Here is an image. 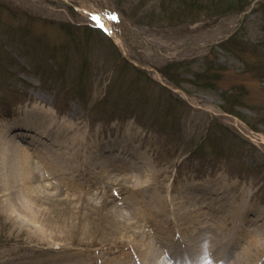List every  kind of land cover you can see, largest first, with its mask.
Masks as SVG:
<instances>
[{"label": "rangeland", "instance_id": "374dc122", "mask_svg": "<svg viewBox=\"0 0 264 264\" xmlns=\"http://www.w3.org/2000/svg\"><path fill=\"white\" fill-rule=\"evenodd\" d=\"M146 3L0 0V135L20 119L32 137L6 136L66 172L36 163L34 209L0 208V264H163L162 240L264 264V0L178 20Z\"/></svg>", "mask_w": 264, "mask_h": 264}, {"label": "bare ground", "instance_id": "6f19581e", "mask_svg": "<svg viewBox=\"0 0 264 264\" xmlns=\"http://www.w3.org/2000/svg\"><path fill=\"white\" fill-rule=\"evenodd\" d=\"M19 120L11 123L7 127H3L0 135V203L3 204V206L0 205V208L2 210L8 211L13 215H18L20 213L24 214L34 209L35 207L30 203L32 201L38 200L39 197L38 189L31 185L32 181L37 177L33 169L36 163L42 169H44L46 173L48 172V177L65 175L66 173L64 171L65 164L60 157L61 152H58V148H54L57 151L49 150V153L44 152L43 156L41 154L35 156L33 155V152L31 153L33 148H30V152H28L29 147L23 146L22 144L17 142L15 137H22L21 139L26 138V140L32 137L29 133L27 134V132L23 131L24 127L21 125ZM27 127L29 128L28 130L34 131L35 134H44L46 137L48 136L50 138H54V141L57 142L56 145H59V147L62 149L64 147L71 148V146H75V140L74 142H72V145L66 144L62 136V134L64 135V131L62 130L63 127L56 129L53 125L49 124L47 121L41 118L30 119L28 121ZM37 128H40V131ZM14 129L19 130L16 131V133H18L16 134L14 139L8 138L6 136L8 131L11 132ZM32 140H34L33 143H39V141L35 138ZM78 145L83 147L82 140H80ZM33 156L35 157V159H33ZM132 173H134V171ZM58 185H60V183ZM253 223L255 222H252V224ZM244 228H246L247 230V227L243 226L240 227V229L238 228V231L244 232ZM253 230L257 229L253 228ZM260 232L261 231H256L254 233ZM246 233H248V231H246ZM252 238L254 239L253 247L255 249V247L257 246L256 239L254 237ZM162 244L165 247L164 252L163 249L156 248L155 251L157 252H154V254L155 257L158 260H161L163 264L165 263L161 259V255L166 256L169 262L172 264H202V256H200V242L196 243L195 247H193L191 257H188L186 255V251L183 247H181L179 240L178 244H176L173 240L169 242H165L162 240ZM171 253H174V256ZM251 254L252 253L250 252L249 256H251ZM255 254L256 256H258V250L256 249ZM63 260L65 261V259ZM232 261L233 259H231L228 264H230ZM30 262H34V259H31ZM54 262L55 259L49 258L42 262V264H54ZM258 262H260V260ZM239 264L244 263L240 262Z\"/></svg>", "mask_w": 264, "mask_h": 264}, {"label": "trees", "instance_id": "16d2710c", "mask_svg": "<svg viewBox=\"0 0 264 264\" xmlns=\"http://www.w3.org/2000/svg\"><path fill=\"white\" fill-rule=\"evenodd\" d=\"M148 0H115L118 5H132V12L141 10L147 5ZM162 6L159 11H164L170 18L177 13L182 17V11L188 18H196L198 14L207 16H220L229 12L243 11L249 3V0H159ZM135 4V5H134ZM153 12V11H152ZM192 12H195L191 14ZM58 73V72H57Z\"/></svg>", "mask_w": 264, "mask_h": 264}]
</instances>
